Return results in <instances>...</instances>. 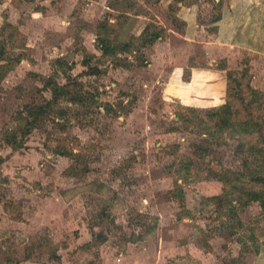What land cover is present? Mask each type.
<instances>
[{
	"label": "rangeland",
	"instance_id": "374dc122",
	"mask_svg": "<svg viewBox=\"0 0 264 264\" xmlns=\"http://www.w3.org/2000/svg\"><path fill=\"white\" fill-rule=\"evenodd\" d=\"M232 2L0 0V264H264V48L216 37L250 20ZM170 57L224 75L223 126ZM68 76L87 98L27 124Z\"/></svg>",
	"mask_w": 264,
	"mask_h": 264
},
{
	"label": "crops",
	"instance_id": "0c3cea01",
	"mask_svg": "<svg viewBox=\"0 0 264 264\" xmlns=\"http://www.w3.org/2000/svg\"><path fill=\"white\" fill-rule=\"evenodd\" d=\"M248 1V2H245ZM178 4V3H177ZM185 10L182 11L180 7V11L178 12V16H182L185 21H187V27H189L195 18V14L197 12V8L194 5L190 7L185 6ZM229 7H235L233 14H238L237 18H242L245 14H249V19L244 26L246 27L244 30H241L242 33L234 31L233 34L228 33V36L220 39L221 34L219 32L216 33V37L222 42L225 43L224 46L232 49L234 46H238L239 48L252 49L255 51H260L264 48V0H233ZM238 7H241L238 13L236 10ZM179 7H177L178 9ZM250 12V13H249ZM256 17H260L259 30L253 32L251 30L253 23L257 19ZM256 18V19H255ZM232 26V25H231ZM230 26V27H231ZM230 31V28L225 29V33ZM230 35V36H229ZM215 38V37H214ZM216 45L217 42L215 41ZM200 45L201 43L198 42ZM219 46V45H218ZM169 50L172 51L170 47ZM172 53V52H170ZM210 58L216 59L217 55H210V51L205 50L204 52ZM260 57L264 58V55L260 54ZM170 57L165 64L171 66V70L168 72V80L175 82L176 85L183 84L185 87L189 89L188 93L185 96L179 97L180 102L184 103L186 101H190L193 107H203L210 105H222L224 104L223 97L226 92V79L223 74L212 71L211 69H205L206 67H202V65H192L190 68V75L187 80L183 79V70L187 65L184 63L183 58L171 59ZM173 61V62H170ZM170 63V64H168ZM166 65V66H167ZM211 65V63H208ZM264 247V241L261 242L260 248ZM264 249V248H263ZM264 260V256H263Z\"/></svg>",
	"mask_w": 264,
	"mask_h": 264
},
{
	"label": "trees",
	"instance_id": "16d2710c",
	"mask_svg": "<svg viewBox=\"0 0 264 264\" xmlns=\"http://www.w3.org/2000/svg\"><path fill=\"white\" fill-rule=\"evenodd\" d=\"M146 35H148L146 38L147 41H153V40H156L158 39V35L156 32H152V31H149V28H145L144 32H143V35L142 37H145ZM119 45L121 46H125V47H128L130 44H123V43H118ZM117 44V45H118ZM99 49L102 51V52H108L111 48L110 46H107V47H104V46H99ZM87 74H97L98 73V70L97 68H95L94 66H87V70H86ZM226 75H227V79L228 81L230 80V72L229 70H227L226 72ZM72 78H70V76H68V82L64 85H57V84H53V89H52V98L50 100H47L45 104H37V103H30L28 105L25 106V109H26V112H27V117L31 119V121H27V124H33L35 123V121H38L39 119H41L42 117H44L45 115H48V112L51 110V106H52V109H54L56 103L58 101H65V102H74V103H78V104H81L84 100L83 99H86L87 98V92L86 90H84L82 88V83L81 82H78L77 79H75L74 81H71ZM247 88H249L248 85H246ZM220 110L224 111L222 112L223 113V117L222 115L218 114V116H220L219 118V122H220V126H223L226 122V120L224 119V116H226V112L229 111V108H230V105H229V102L227 103H224L221 107H219ZM64 108H61L59 110V116L60 117H64V111H63ZM231 112V111H230ZM233 114V113H232ZM229 116H231L229 114ZM218 179H220L218 177ZM221 180V179H220ZM258 180H261L260 178L257 179ZM252 195H255V196H258L256 194H252ZM227 192L225 193H221L219 196L217 195L216 197H219L221 199H224L225 201H228V202H232L230 199L228 200L227 199ZM259 198H260V193H259ZM262 200V199H261ZM229 203V205H230ZM261 204L264 205V200L261 201ZM231 210V209H230Z\"/></svg>",
	"mask_w": 264,
	"mask_h": 264
},
{
	"label": "water",
	"instance_id": "95a60500",
	"mask_svg": "<svg viewBox=\"0 0 264 264\" xmlns=\"http://www.w3.org/2000/svg\"><path fill=\"white\" fill-rule=\"evenodd\" d=\"M179 264H197V263H191V262H179Z\"/></svg>",
	"mask_w": 264,
	"mask_h": 264
}]
</instances>
